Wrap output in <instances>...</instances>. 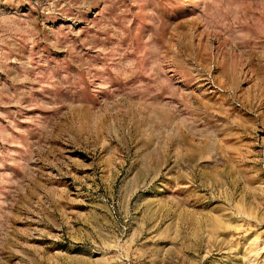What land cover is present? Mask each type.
I'll return each instance as SVG.
<instances>
[{"label":"rangeland","instance_id":"obj_1","mask_svg":"<svg viewBox=\"0 0 264 264\" xmlns=\"http://www.w3.org/2000/svg\"><path fill=\"white\" fill-rule=\"evenodd\" d=\"M0 264H264V0H0Z\"/></svg>","mask_w":264,"mask_h":264}]
</instances>
